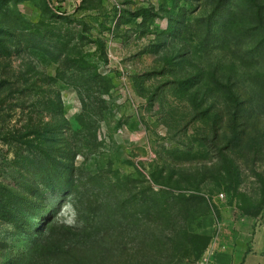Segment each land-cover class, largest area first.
Wrapping results in <instances>:
<instances>
[{
  "label": "rangeland",
  "instance_id": "374dc122",
  "mask_svg": "<svg viewBox=\"0 0 264 264\" xmlns=\"http://www.w3.org/2000/svg\"><path fill=\"white\" fill-rule=\"evenodd\" d=\"M221 224L264 226V0H0V264H199Z\"/></svg>",
  "mask_w": 264,
  "mask_h": 264
},
{
  "label": "crops",
  "instance_id": "0c3cea01",
  "mask_svg": "<svg viewBox=\"0 0 264 264\" xmlns=\"http://www.w3.org/2000/svg\"><path fill=\"white\" fill-rule=\"evenodd\" d=\"M250 229L251 235H247L240 226L221 224L207 232L217 239L210 264H264V226Z\"/></svg>",
  "mask_w": 264,
  "mask_h": 264
},
{
  "label": "built area",
  "instance_id": "2783aa9c",
  "mask_svg": "<svg viewBox=\"0 0 264 264\" xmlns=\"http://www.w3.org/2000/svg\"><path fill=\"white\" fill-rule=\"evenodd\" d=\"M216 244H217V239H213L207 250L205 251V254L199 264H210L211 258L214 256L216 253Z\"/></svg>",
  "mask_w": 264,
  "mask_h": 264
},
{
  "label": "trees",
  "instance_id": "16d2710c",
  "mask_svg": "<svg viewBox=\"0 0 264 264\" xmlns=\"http://www.w3.org/2000/svg\"><path fill=\"white\" fill-rule=\"evenodd\" d=\"M247 133V132H246ZM207 237H209V236H207ZM210 238V237H209ZM212 239V238H211ZM206 251V250H205Z\"/></svg>",
  "mask_w": 264,
  "mask_h": 264
}]
</instances>
